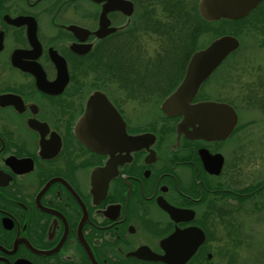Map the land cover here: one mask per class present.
<instances>
[{
    "label": "flooded vegetation",
    "instance_id": "flooded-vegetation-1",
    "mask_svg": "<svg viewBox=\"0 0 264 264\" xmlns=\"http://www.w3.org/2000/svg\"><path fill=\"white\" fill-rule=\"evenodd\" d=\"M129 1L0 0V264H235L233 237L264 202L243 119L264 120V62L228 58L231 96L193 102L223 101L238 122L196 136L154 103L169 90L148 70L182 64L201 25L171 37L162 19V41L149 0Z\"/></svg>",
    "mask_w": 264,
    "mask_h": 264
},
{
    "label": "water",
    "instance_id": "water-1",
    "mask_svg": "<svg viewBox=\"0 0 264 264\" xmlns=\"http://www.w3.org/2000/svg\"><path fill=\"white\" fill-rule=\"evenodd\" d=\"M100 1V0H96ZM115 1L117 8L126 10L132 7L129 0ZM261 0H200L201 14L208 20L239 19L246 16ZM240 47V40L233 35H222L210 42L206 47L197 50L191 57L183 81L169 94L163 104V110L168 114H184V123L196 127V136L225 137L231 133L238 121V115L228 104L216 101H204L192 105V100L198 93L199 88L223 61ZM230 108L233 113L231 121L221 129L216 130L213 124L221 125L224 113ZM205 114V115H204ZM216 128V127H215ZM176 236V235H175ZM165 260L173 264H179L181 259L175 255L167 254Z\"/></svg>",
    "mask_w": 264,
    "mask_h": 264
},
{
    "label": "rangeland",
    "instance_id": "rangeland-1",
    "mask_svg": "<svg viewBox=\"0 0 264 264\" xmlns=\"http://www.w3.org/2000/svg\"><path fill=\"white\" fill-rule=\"evenodd\" d=\"M184 1L186 4H188L189 2L191 7H195L197 0H184ZM262 7H264V5H262L259 9H261ZM258 12L259 11H255L254 13H252L247 18L248 21L243 23L245 24L247 22L248 23L252 22L254 27L252 26L249 31L243 33L242 36H244L245 48H243L242 53H240V56L247 58L248 61L252 62L253 65H255L256 67L259 66L260 62H264V22L256 19V17H258ZM143 23L145 25V21ZM243 24L240 25L243 26ZM140 27L141 24L139 25V28ZM229 28L230 26H227L224 29V31L228 32ZM216 35H218L217 30L207 29L206 26L201 27V30L197 32V35L194 41H192L191 45H185L184 48L180 49V51L183 49V52L186 56V60H184L182 64L178 63L176 67H175V63L172 62L165 63L164 69L169 72L172 71L176 72L179 70L180 73L178 76L180 78L185 71L184 70L185 65L187 63L188 58L192 54L193 50H195L198 47L206 45L209 42V40L211 38H214ZM156 43H157L156 40L154 39L150 40L149 49L152 50L153 48L155 51L157 47ZM186 53L187 54L189 53V55H187ZM181 55L182 53H178L179 57H181ZM242 60H246V59H242ZM226 68H227V64L223 66L221 70L218 71L217 74H215V77L207 81L206 85L203 88V91L205 92L204 93L205 96L219 98V99L221 98L223 99L231 96L229 95L228 92V86L225 85V80L227 78V75L225 74L227 71ZM257 70L258 69L252 70L253 72H256L255 75L247 76L244 79L246 84L251 83L254 80V78L258 77ZM166 75L168 76V73H166ZM179 78L174 82V85L179 82L180 80ZM240 87H241V83H238L235 90L236 89L238 90ZM162 98L163 97L154 95V103H159L162 100ZM243 115H244L243 119L245 121H249L250 124L248 128L249 131L248 135H249V142H251L253 146L251 147L250 145L245 150V154H247L249 157L254 158L255 160V163L251 165L249 175L251 180H256V179L259 180L261 177L264 176V145H263L264 135H262L264 134V120L262 119L260 113L257 111H252V110L245 111ZM251 209L252 208L250 207L249 218L245 220L244 223H241L242 230L245 233L243 235L244 239L241 240V237H239L240 239L233 237L234 246L239 245V248L234 255L235 264H249L248 262H250L251 264L254 263L264 264V202L261 203L260 212H258V210L252 211ZM256 241L260 243L254 244V242ZM250 243L252 244L251 247L249 245ZM236 257H239L240 260H238Z\"/></svg>",
    "mask_w": 264,
    "mask_h": 264
},
{
    "label": "trees",
    "instance_id": "trees-1",
    "mask_svg": "<svg viewBox=\"0 0 264 264\" xmlns=\"http://www.w3.org/2000/svg\"><path fill=\"white\" fill-rule=\"evenodd\" d=\"M166 5L167 6L164 8L163 13L161 14L157 15V11L155 7L153 10L154 30L155 32L159 34L162 41H163L164 26H165L162 19L165 20V22L169 23L170 30H171L170 31L171 37L176 35L177 31L175 30V28H179L181 29V31L184 30V33H186L188 37H191L193 35V32L188 33V31H195L196 29H198V25H201V27L205 26L203 20L199 17V15H197L196 11H194V8H191V7L189 8L184 0H167ZM230 25H231V21H223L219 23L218 28H217L218 35L222 33H226L224 29ZM231 29L232 27L230 26L229 30ZM194 35H195V32H194ZM167 49H172V45L164 46L162 42L161 50L165 52V50ZM180 49L181 48H179V50ZM189 53L188 54L186 53V54L189 55Z\"/></svg>",
    "mask_w": 264,
    "mask_h": 264
},
{
    "label": "bare ground",
    "instance_id": "bare-ground-1",
    "mask_svg": "<svg viewBox=\"0 0 264 264\" xmlns=\"http://www.w3.org/2000/svg\"><path fill=\"white\" fill-rule=\"evenodd\" d=\"M166 2H167V0H149L150 5H152V7H155V8L156 7L165 8L167 6ZM199 49H201V48H198L197 50H199ZM160 65H161L160 67L159 66L154 67L153 69L148 70V71H150L152 73L153 81L156 84V86L162 90H169L168 93H170L176 86H178L183 81L185 74H186L185 71H187V69L185 68L184 73L179 78V76H178L180 73L179 70L176 72H174V71L169 72V71L164 69V65L162 63ZM217 69L220 71L221 67H218ZM166 73H168V76L166 75ZM178 78L180 79L179 82L173 86L174 82L176 80H178ZM256 243L258 244L260 242H258V241L254 242V244H256ZM249 245L251 247L252 244L250 243ZM236 258L238 260H240L239 257H236ZM248 263L251 264L250 262H248ZM254 264H256V263H254Z\"/></svg>",
    "mask_w": 264,
    "mask_h": 264
}]
</instances>
